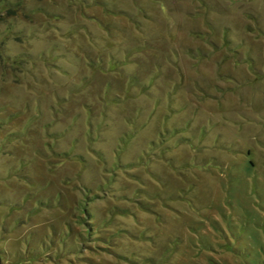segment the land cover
<instances>
[{
  "label": "rangeland",
  "instance_id": "rangeland-1",
  "mask_svg": "<svg viewBox=\"0 0 264 264\" xmlns=\"http://www.w3.org/2000/svg\"><path fill=\"white\" fill-rule=\"evenodd\" d=\"M0 264H264V0H0Z\"/></svg>",
  "mask_w": 264,
  "mask_h": 264
}]
</instances>
